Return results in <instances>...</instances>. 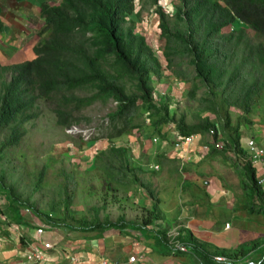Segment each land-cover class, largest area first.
Wrapping results in <instances>:
<instances>
[{"label": "trees", "instance_id": "trees-1", "mask_svg": "<svg viewBox=\"0 0 264 264\" xmlns=\"http://www.w3.org/2000/svg\"><path fill=\"white\" fill-rule=\"evenodd\" d=\"M144 1L154 8L153 14L158 19L166 69L146 37L138 33V22L131 19L132 15L139 16L135 0H61L58 4L41 2L38 5L43 22L39 34L44 38L32 47L34 58L19 64L0 65V132L9 130L1 146L20 143L26 132L24 124L36 117L30 111L38 99L53 106L51 110L62 127L82 120L89 123L90 119L78 117L80 111L96 102H114L115 110L107 115L103 134L109 141L141 129L166 140L165 130L170 124H174L182 137L204 136L214 131L208 140V150L211 154L222 152L237 175L244 198L241 210L264 217V190L240 143V127L253 124L251 115H262L264 126V42H253L242 29L223 34L224 28L238 22L255 36L264 38V0H171L174 8L171 16L159 5L160 0ZM3 26L0 5V35ZM176 58H186L194 69V79L207 88V98L202 97L199 103L205 106L207 115L192 125L186 124L183 118L176 120L169 113L168 95L158 101L152 98L153 80L160 81L166 76L165 71L180 77L174 69ZM5 74H9L6 81L2 80ZM198 89L194 82L188 92L189 99L196 101ZM230 108L242 111V122L240 119L232 122ZM219 139L224 143L222 147H216ZM94 171L101 176L102 191L145 189L155 205L143 208L145 216L139 226L123 224L122 219L114 223L109 220L90 223L83 219L77 227L68 224L63 227L72 231L132 227L145 233L149 225L161 220L157 196L150 185L136 176L137 172H143L131 164L126 146L110 143L100 150L94 157ZM42 177L43 171L36 178V190L41 187ZM2 181L1 176L0 186L4 188ZM9 197L13 199L11 192ZM65 202L67 206L69 198ZM47 219L42 220L51 224ZM157 236L169 244L166 230L159 231ZM251 243L230 253L216 251L215 256H224L230 261H244L253 256V261L246 264H264V237ZM170 254L181 253L171 248ZM201 262L217 264L207 254L201 256Z\"/></svg>", "mask_w": 264, "mask_h": 264}, {"label": "rangeland", "instance_id": "rangeland-1", "mask_svg": "<svg viewBox=\"0 0 264 264\" xmlns=\"http://www.w3.org/2000/svg\"><path fill=\"white\" fill-rule=\"evenodd\" d=\"M60 1L25 0L16 3L12 0H0L2 12L6 13L8 20L4 23L11 28L8 36L0 42L1 66L19 64L34 58L32 47L44 38L39 34L43 22L39 17L37 7L41 2L58 4ZM166 1L160 0V3L164 5ZM135 9L139 12L137 14L139 16L132 15L131 19L138 22V33L146 37L155 55L166 69V62L161 53L164 41L159 36L160 30L158 29V19L153 14L154 8L148 1L135 0ZM241 29L253 42H264V38L255 36L247 26L238 22L224 28L223 34L237 32ZM174 65V69L180 77L176 78L169 71H165L166 76L160 81L153 80L154 91L159 97L165 95L170 97L169 113L176 120L183 118L186 124L192 125L207 115L204 112L205 106L199 105L202 97L207 98L205 96L207 88L194 79V69L186 58L174 59ZM8 79L9 74H5L2 80ZM194 82L199 87L196 101L189 99L188 96ZM77 94L85 95L84 92ZM52 107L51 104L41 99L33 103L30 112L36 117L24 124L26 132L18 145L2 147L1 144L6 141L9 130L0 132V178L3 177L2 184L4 185V188L0 186V193L3 196V203L7 201L16 206L19 205L21 210L28 208L31 213L32 207L42 214L43 218L41 219L48 218L47 221L56 227H63L62 225L66 224L77 227L78 221L83 219L90 223L104 222L105 220L114 223L122 219V223H126V225L128 223L141 224L145 213L144 207L138 202L140 200V197L137 196L139 189H133L132 192L102 191L101 176L94 171V157L110 143H115L116 146H126L130 150L131 164L143 172H137L136 176L158 190L167 180L164 172L165 167L162 168V165L160 166L156 160L158 158L155 152L157 153L160 142L153 144L150 132L146 129L131 131L112 141L105 139L103 134L106 132L105 128L108 123L107 115L115 110L114 102L107 104L96 102L80 111L78 117L80 119L88 118L90 122L85 123L82 120L79 124L72 126L83 130L84 135L76 132L68 134L66 130L69 127L57 124L51 110ZM230 111L233 123L239 119L241 122L243 121L242 111L235 108H230ZM250 119L253 122L252 125L242 124L240 127L242 130L248 129L247 135L263 124L260 114L251 115ZM171 125L174 126V124ZM166 129H168L166 132H168L169 140L173 138V130L169 126ZM218 141L224 144L220 139ZM214 155L218 156V159L225 164L221 169H217V173L226 181H230L232 178L234 182L238 181L239 183L235 172L222 160L223 153L217 152ZM158 164L159 169L154 170V166ZM41 171H43L41 187L36 190L34 185ZM133 174L132 177H134ZM170 180L173 182L175 177L172 176ZM164 186L168 187L169 183L166 182ZM10 192L13 199L9 197ZM66 197L69 198L67 206L65 205ZM259 229L260 232H264V227ZM166 239L169 242L171 236L167 234ZM251 242H255V240ZM152 244L156 248L170 247L162 240L157 243L152 242ZM190 252L189 256H192L193 252ZM254 258L250 256L244 261L226 259L227 264H246L247 262L251 263Z\"/></svg>", "mask_w": 264, "mask_h": 264}, {"label": "crops", "instance_id": "crops-1", "mask_svg": "<svg viewBox=\"0 0 264 264\" xmlns=\"http://www.w3.org/2000/svg\"><path fill=\"white\" fill-rule=\"evenodd\" d=\"M3 15L7 22L6 13ZM10 32L11 28L4 23L0 42ZM240 132L242 146L244 141L252 139L264 148L263 125L248 135L247 128ZM153 137L156 136L150 134V138ZM168 137L166 140L158 137L160 147L155 152L157 162L165 167L167 180L158 190L150 185L159 201L157 206L161 220L149 225L145 233L132 227L72 231L67 227L46 224L33 211L31 217L19 205L6 201L0 206V264H100L102 260L119 264H203V254L214 258L217 257L216 251L230 253L241 245H250L251 241L264 237V232L259 229L264 227V217L241 210L244 198L239 183L232 178L226 181L217 173V169L225 164L209 150H203L208 139H197L190 146L177 150L173 138L168 140ZM224 162L229 165L228 161ZM253 166L256 179L258 183L262 181L259 184L264 190V157ZM172 176L175 177L173 182L170 180ZM166 182L168 187L164 186ZM137 192L141 206L150 209L155 205V200L146 190L139 189ZM38 223L48 226L39 248L43 259L31 263L25 258V250L29 243L36 240ZM226 224L230 225L228 229ZM163 228L174 239L173 245L176 242L185 246L188 253L173 255L170 254L171 245L169 248L153 246L152 242H160L157 233ZM45 244H49L50 248H46ZM190 251L192 256H189ZM130 257H135V261L129 262Z\"/></svg>", "mask_w": 264, "mask_h": 264}, {"label": "built area", "instance_id": "built-area-1", "mask_svg": "<svg viewBox=\"0 0 264 264\" xmlns=\"http://www.w3.org/2000/svg\"><path fill=\"white\" fill-rule=\"evenodd\" d=\"M166 8L169 11L172 10L171 7H167L166 6ZM152 98H153L154 101H158V99L160 97L157 94V92L154 91L153 94H152ZM169 127L173 130V132H172L173 141H174V146H175V148L177 150L183 149L186 146H190L197 139L204 138V139H208L209 140V138L214 135V131H210L208 133V135H204V136H202L200 134H192V135H189V136L182 137L178 133V131L175 130L174 126H172L170 124ZM167 130L168 129H166L165 131H167ZM66 132L68 134L74 133V132H76L77 134H83L84 133L83 130L78 129L75 126L69 127L66 130ZM158 140H159V138L157 136L152 138V142L153 143L158 142ZM243 144H244L243 147H244L246 153L248 154L252 164L258 163L260 161V159H262L264 157V148L261 147V146H258L257 143L255 142V140L248 139V140L244 141ZM222 146H223L222 143H220L219 141H216V147H222ZM208 149H209V146H208V141H207V144L204 146L203 150L207 152ZM158 169H159L158 165L154 166V170H158ZM259 183H262V181H259ZM2 204H3V196L0 193V206ZM24 211L26 213H28L31 217H33V214L31 213V211L28 208H25ZM36 226H37V228H35V235L37 236V237H35L36 240H35V242L29 243L27 245L26 250H25V258H26V260L28 262H31V263H35V262L41 261L43 259V254H42V252H41V250L39 248H40V245L42 244L41 237L44 234L45 229L48 227V226H46L44 224H39V223L36 224ZM229 226H230L229 224H226L225 228L228 229ZM169 244L172 246V249L178 250L181 254L182 253H188V249L185 246L176 244V242H175V245H173L174 244V239L173 240L170 239ZM44 246L46 248H50L49 244H45ZM213 259L217 263H227L228 262L227 259H225L223 257H218L217 256V257H214ZM134 261H135V257H130L129 258V262H134ZM100 264H119V263L108 261V260H102L100 262Z\"/></svg>", "mask_w": 264, "mask_h": 264}, {"label": "clouds", "instance_id": "clouds-1", "mask_svg": "<svg viewBox=\"0 0 264 264\" xmlns=\"http://www.w3.org/2000/svg\"><path fill=\"white\" fill-rule=\"evenodd\" d=\"M159 5L163 8V10H165L170 16L173 14V12H174V8H173V5H172V2H171V0H167L166 1V3L164 4V5H162L161 3H160V1H159ZM166 6L167 7H171V11H169L167 8H166ZM137 11V10H136ZM2 20H3V22H4V17H3V12H2ZM3 25H4V23H3Z\"/></svg>", "mask_w": 264, "mask_h": 264}]
</instances>
